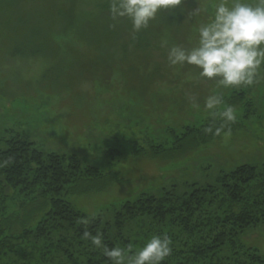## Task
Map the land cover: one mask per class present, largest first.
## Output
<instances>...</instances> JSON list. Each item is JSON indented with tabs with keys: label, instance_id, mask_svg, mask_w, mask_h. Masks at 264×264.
<instances>
[{
	"label": "rangeland",
	"instance_id": "1",
	"mask_svg": "<svg viewBox=\"0 0 264 264\" xmlns=\"http://www.w3.org/2000/svg\"><path fill=\"white\" fill-rule=\"evenodd\" d=\"M73 2L0 0V144L19 134L44 153L74 154L82 166L97 167L104 177L72 184L65 198L88 216L100 215L111 222L126 201L141 193L159 195L165 189L184 193L194 183H214L221 173L243 163L264 165V72L251 86L223 88L215 80L201 78L194 66H171L166 56L169 76L178 75L180 80L174 86L161 83L137 97L133 92L138 88L131 87L122 73L126 66L110 73L108 81L109 58L101 56L105 51L95 44L66 42V37L77 36L76 26L65 28L60 40L48 28L42 41V25L62 16L63 10L74 7ZM200 3L209 7L201 17L207 21L216 0ZM196 7L197 0H184L172 12L169 48L197 42L198 24L185 18ZM92 75L96 82L91 92L82 82L76 84ZM212 94L222 99L216 116L232 105L241 124L236 130L187 151L156 157L136 152L134 142L143 136L149 135L165 151L174 147L187 126L200 129L214 117L204 107ZM238 94L245 97L232 103ZM144 220L130 233L137 237L134 249L154 234L166 235ZM178 230L174 228L175 233ZM169 237L177 249L181 243ZM124 245L119 247L127 248ZM250 248L264 254V223L246 228L236 247L228 243L221 255L232 257L234 250L241 253Z\"/></svg>",
	"mask_w": 264,
	"mask_h": 264
},
{
	"label": "trees",
	"instance_id": "2",
	"mask_svg": "<svg viewBox=\"0 0 264 264\" xmlns=\"http://www.w3.org/2000/svg\"><path fill=\"white\" fill-rule=\"evenodd\" d=\"M73 3L75 8L63 10L62 16L52 17L51 24L42 25V41L48 28H53V35L60 40L65 28L76 26L78 39L73 35L66 37V42L95 44L105 51L101 56L109 58L105 65L108 81L110 73L126 66L122 73L131 87L138 88L133 92L137 97L161 83L174 86L180 80L178 75L175 79L169 76L166 63L172 12L161 10L149 27L133 38L130 20L111 18L109 0ZM95 76L82 77L76 84L82 82L85 91L91 92ZM244 97L235 95L232 103ZM222 123L218 115L200 129L187 126L174 147L165 151L149 135L143 136L134 142L136 152L156 157L196 148L218 138L206 135L205 127ZM240 125L237 120L230 122L225 132ZM104 176L95 166H82L74 154L44 153L19 134L0 144V264H111L101 249L83 238L84 232L103 233L108 247L121 243L128 247L137 242L130 233L141 227L137 224L142 225L144 218L150 220L151 229L181 243L163 264H264V254L253 248L241 253L234 250L232 257L221 255L228 243L236 247L246 228L264 223V165L243 163L221 173L214 183H194L193 189L184 193L166 189L159 195L141 193L126 201L112 222L100 215L88 216L65 198L72 184ZM175 227L180 232L175 233Z\"/></svg>",
	"mask_w": 264,
	"mask_h": 264
},
{
	"label": "clouds",
	"instance_id": "3",
	"mask_svg": "<svg viewBox=\"0 0 264 264\" xmlns=\"http://www.w3.org/2000/svg\"><path fill=\"white\" fill-rule=\"evenodd\" d=\"M184 0H109L113 20L126 18L131 21L135 33L147 29L161 10L175 12ZM207 21L201 20L209 13L200 0L197 7L188 12L186 20L198 24V40L191 47L175 44L168 49L167 59L171 66L190 65L199 69V76L215 80L223 88H238L255 84L264 72V0H216ZM183 12L184 9L181 8ZM222 99L218 94L207 97L204 107L212 116L217 115ZM223 123L204 128L206 135L220 136L225 127L236 120L234 109L226 107L219 112ZM83 238L102 253L111 264H163L172 254V240L167 235L154 234L141 246L134 249L108 247L103 233L93 235L84 232Z\"/></svg>",
	"mask_w": 264,
	"mask_h": 264
}]
</instances>
